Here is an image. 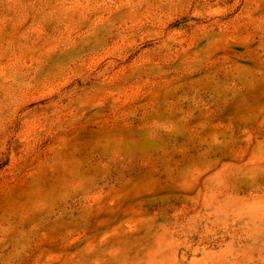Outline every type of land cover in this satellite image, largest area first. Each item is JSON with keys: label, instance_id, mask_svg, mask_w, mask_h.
Segmentation results:
<instances>
[{"label": "rangeland", "instance_id": "obj_1", "mask_svg": "<svg viewBox=\"0 0 264 264\" xmlns=\"http://www.w3.org/2000/svg\"><path fill=\"white\" fill-rule=\"evenodd\" d=\"M0 264H264V0H0Z\"/></svg>", "mask_w": 264, "mask_h": 264}]
</instances>
